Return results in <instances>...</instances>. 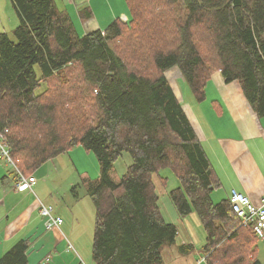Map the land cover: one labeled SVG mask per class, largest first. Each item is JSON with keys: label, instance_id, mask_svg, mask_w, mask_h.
<instances>
[{"label": "trees", "instance_id": "1", "mask_svg": "<svg viewBox=\"0 0 264 264\" xmlns=\"http://www.w3.org/2000/svg\"><path fill=\"white\" fill-rule=\"evenodd\" d=\"M125 2L127 21L80 36L56 0H11L19 26L0 31V133L15 167L30 176L79 146L96 155L99 177L80 175L96 211L95 264H164L178 236L153 181L165 168L182 185L170 193L178 213L205 229V262L261 264L253 227L230 198L213 202L221 182L164 73L177 66L202 101L220 72L264 116V0ZM124 153L133 163L119 178ZM29 250L20 240L0 264H28Z\"/></svg>", "mask_w": 264, "mask_h": 264}, {"label": "crops", "instance_id": "2", "mask_svg": "<svg viewBox=\"0 0 264 264\" xmlns=\"http://www.w3.org/2000/svg\"><path fill=\"white\" fill-rule=\"evenodd\" d=\"M106 1L109 11H104L97 3L95 6L93 0L82 10L77 7V13L72 14L70 8L65 10L79 35L103 31L116 19L127 21L130 18L125 8L120 13L116 11L114 0ZM4 2L0 0V7ZM185 101L184 111L221 182V187L211 194L213 202L228 200L235 190L258 205L264 197V116L260 117L249 105L239 83H228L220 72L209 80L202 101H198L190 88L186 89ZM228 132L230 135L225 136ZM16 181L9 166L0 162V258L18 241L27 240L29 254L33 247L28 263L35 259L33 264H80L81 261L89 264L90 257L86 254L77 250L73 253L72 245L81 248V239L75 227L60 214L61 209L57 215L63 216L65 221L60 230L46 229L40 206L48 202L52 194L45 196L38 181L33 191H16ZM35 252H38L36 256ZM257 258L264 264V239H258Z\"/></svg>", "mask_w": 264, "mask_h": 264}, {"label": "rangeland", "instance_id": "3", "mask_svg": "<svg viewBox=\"0 0 264 264\" xmlns=\"http://www.w3.org/2000/svg\"><path fill=\"white\" fill-rule=\"evenodd\" d=\"M4 1V6L0 7V31H6L13 36L12 32L19 26V19L11 0ZM89 2L90 0H56L60 10H69L70 8L72 14L74 12L77 13V7L79 10L88 7ZM93 2L95 6L97 3L104 7V11L110 10L106 0H93ZM113 7L118 13L123 8L129 12L125 0H114ZM164 74L173 87L178 99L181 101V105L184 107L186 105V89H189V86H187L188 84L180 69L175 66ZM249 105L251 104L249 103ZM197 129L199 130V128ZM229 135L230 133L228 132L225 136ZM218 138L220 137L218 136ZM207 144L210 143L207 141ZM132 163L133 159L131 155L124 153L115 162L117 176L119 178L123 177ZM9 168L10 171L14 169L12 165ZM82 173H87L91 178L97 179L100 175V164L93 152H88L82 146H79L72 149L70 153L64 154L43 165L35 172V177L38 181V187L42 188L45 196L49 197L52 194L48 202H42L48 207L52 206L56 214L61 209L60 214L67 219L68 223L75 227L77 234L80 236L81 248L75 245H72V247L70 243V246L73 248V253H75L74 250L82 252L87 257H90L89 264H95L92 256V245L96 211L87 193V189L81 182L80 175ZM153 181L159 196V206L162 216L168 223L174 224L178 229L175 244L165 246L162 250L164 264H207L203 260V247L206 243L207 234L198 215L194 212L187 217L180 216L170 196L173 190L182 187L179 178L172 169L165 168L153 175ZM37 196L40 199L42 198L40 195ZM63 216L60 217L65 221ZM184 244H192L193 250L188 254H183L181 247ZM32 250L33 247L31 248L29 256L32 254ZM37 253L35 252L34 255L36 256ZM34 261L35 259L31 260V263L29 262L28 264H33Z\"/></svg>", "mask_w": 264, "mask_h": 264}, {"label": "built area", "instance_id": "4", "mask_svg": "<svg viewBox=\"0 0 264 264\" xmlns=\"http://www.w3.org/2000/svg\"><path fill=\"white\" fill-rule=\"evenodd\" d=\"M6 137L3 133H0V161H6L15 167L13 163L9 149L6 145ZM17 181L15 185L16 191L31 190L37 184V179L34 175H25L19 169L16 168ZM230 200L232 203V208L236 216L240 219L242 226L253 227L254 232L258 239H264V197L261 199L260 203L254 204L251 198L245 194L233 191ZM40 214L45 220V227L47 230L51 231L54 229L60 230L63 225V219L58 216L51 206H46L41 204ZM205 261V258H203ZM80 264H85L83 261Z\"/></svg>", "mask_w": 264, "mask_h": 264}]
</instances>
